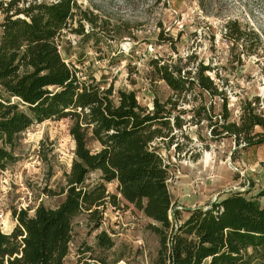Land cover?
<instances>
[{"label": "trees", "instance_id": "1", "mask_svg": "<svg viewBox=\"0 0 264 264\" xmlns=\"http://www.w3.org/2000/svg\"><path fill=\"white\" fill-rule=\"evenodd\" d=\"M0 12V169L17 161L19 137L35 124L70 119L75 143L60 193L65 199L54 209L40 204L33 216L30 210L12 209L17 225L10 234L0 228V264H66L75 220L88 213L99 229L108 205L117 209L122 200L151 220L149 229L161 246L158 264H264V207L258 200L263 195L250 199L247 192H233L190 210L181 221L168 187L170 165L163 156V149L175 144L174 130L184 125L173 117L176 106L196 89L222 101L216 119L212 104L197 110L200 116L203 110L199 122H209L213 139L232 138L245 148L264 146V114L255 105L259 97L242 103L238 121H231L226 91L207 75L210 67L200 64L185 71L187 66L156 59L151 62L154 75L177 100L154 99L149 109L134 92L115 94L114 87L82 80L62 57L59 39L83 16L77 0H1ZM222 35L242 64L248 35L239 20H229ZM94 173L100 182L90 185ZM110 184H116L117 194L108 192ZM97 239L103 249L114 247L105 231Z\"/></svg>", "mask_w": 264, "mask_h": 264}, {"label": "rangeland", "instance_id": "2", "mask_svg": "<svg viewBox=\"0 0 264 264\" xmlns=\"http://www.w3.org/2000/svg\"><path fill=\"white\" fill-rule=\"evenodd\" d=\"M77 3L83 16L71 22L58 43L62 57L78 69L82 80L94 79L103 88L114 87L115 94L118 90L134 92L142 106L153 109L154 99L162 103L177 100L171 88L154 75L153 60L187 66L185 71L203 64L211 69L207 75L224 86L231 121H238L242 103L256 97L260 101L255 105L264 114V0ZM3 19L0 12V23ZM235 19L248 35V51L241 56L242 64L222 35L226 23ZM1 35L0 28V38ZM211 104L216 119L222 112L218 98L210 99L196 89L185 102H180L173 117L183 119V128L174 130L175 144L163 149L171 172L168 187L181 221L189 217L191 209L233 192H247L250 199L263 195L258 200L264 207V146L245 148L232 138L213 139L209 122H199L205 116L203 110L201 116L197 111L200 107L210 109ZM71 125L70 119L49 120L33 125L19 137L17 161L4 171L0 169V213L9 215L5 233L17 225L12 209L18 210L26 188L36 199L42 198L41 204L47 208L54 209L65 199V194L60 193L66 186L65 174L71 170L75 150ZM99 178V173L92 174L88 184L99 183ZM107 189L110 194H117L116 184L107 185ZM50 191L56 195L51 196ZM37 207L35 204L28 209L30 216ZM105 213L99 229L89 222L88 213L75 220L66 264H158L161 246L149 229L150 219L123 200L116 210L109 204ZM171 219L174 221L172 216ZM103 231L113 240L112 249L99 246L97 236Z\"/></svg>", "mask_w": 264, "mask_h": 264}, {"label": "built area", "instance_id": "3", "mask_svg": "<svg viewBox=\"0 0 264 264\" xmlns=\"http://www.w3.org/2000/svg\"><path fill=\"white\" fill-rule=\"evenodd\" d=\"M236 171L239 172V170L237 168H235ZM43 202V199H36L34 197V194L29 190V189H25V193H24V197L21 200V203L18 205V211L21 210H28L30 209L33 205L38 204V206ZM114 210H116L115 208H113ZM106 215V214H105ZM9 219V215H6L1 212L0 213V228L1 230L5 233L6 230V225H5V221ZM139 247L142 248L143 247V242H138ZM125 264V263H124Z\"/></svg>", "mask_w": 264, "mask_h": 264}, {"label": "bare ground", "instance_id": "4", "mask_svg": "<svg viewBox=\"0 0 264 264\" xmlns=\"http://www.w3.org/2000/svg\"><path fill=\"white\" fill-rule=\"evenodd\" d=\"M5 225H6V230H7V227H9L8 226V220L5 221Z\"/></svg>", "mask_w": 264, "mask_h": 264}, {"label": "crops", "instance_id": "5", "mask_svg": "<svg viewBox=\"0 0 264 264\" xmlns=\"http://www.w3.org/2000/svg\"><path fill=\"white\" fill-rule=\"evenodd\" d=\"M12 229H11V227H10V231H11ZM11 232H8V233H6V234H10Z\"/></svg>", "mask_w": 264, "mask_h": 264}, {"label": "water", "instance_id": "6", "mask_svg": "<svg viewBox=\"0 0 264 264\" xmlns=\"http://www.w3.org/2000/svg\"><path fill=\"white\" fill-rule=\"evenodd\" d=\"M191 210H194V209H191Z\"/></svg>", "mask_w": 264, "mask_h": 264}]
</instances>
